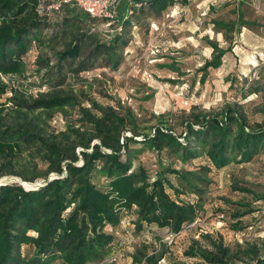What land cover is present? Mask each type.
I'll list each match as a JSON object with an SVG mask.
<instances>
[{"label": "rangeland", "instance_id": "rangeland-1", "mask_svg": "<svg viewBox=\"0 0 264 264\" xmlns=\"http://www.w3.org/2000/svg\"><path fill=\"white\" fill-rule=\"evenodd\" d=\"M57 1L39 0V37L32 38L18 72H0L9 87L0 96L7 121L66 147L83 126L82 109L96 117L103 115L101 107L114 109L130 117L124 134L132 135L129 127L139 134V142L123 150L122 159L130 158L133 167L144 165L154 176L164 173L184 191L178 196L169 187L171 195L195 203L197 209L194 222L179 233L155 224L139 228L137 208L123 209L118 229L108 228L115 235L111 248L119 250L117 261L110 262L107 256L93 264H213L200 251L222 256L227 264H256L264 255V152L250 161L216 168L205 153L183 163L169 150L158 151L141 140L156 126L173 125L181 132L195 113H215L227 106L242 109L251 125L264 123V0H189L158 14L127 0L129 13L121 21L126 0L114 18H91L75 3L52 9ZM217 20L233 28H219ZM99 42L111 43L114 56L105 49L97 51ZM77 44L74 56H60ZM215 45L227 49L222 63L204 70L205 62L217 53ZM11 87L17 92L13 94ZM56 94L71 95L73 104L31 107L36 99ZM20 98L30 106L16 105ZM37 144L26 143L19 156L8 158L0 185L37 187L46 173L49 178L57 176L49 171ZM81 150L76 148L77 164L82 163ZM3 161L0 157V167ZM187 171L204 178L198 180L201 192L189 186ZM24 176L36 178L26 181ZM93 180L101 190L109 188L110 178L97 169ZM21 251L27 253V246Z\"/></svg>", "mask_w": 264, "mask_h": 264}, {"label": "trees", "instance_id": "trees-1", "mask_svg": "<svg viewBox=\"0 0 264 264\" xmlns=\"http://www.w3.org/2000/svg\"><path fill=\"white\" fill-rule=\"evenodd\" d=\"M189 0H136L151 12L163 13L176 3L187 4ZM130 1L120 9L119 21L129 13ZM39 0H0V72H18L23 56L29 50L32 38L39 37L42 21L38 12ZM135 7L130 8L133 14ZM219 28H233L216 21ZM116 36V40L119 39ZM111 43L99 42L95 49H105L112 57ZM78 44L60 53L62 58L74 56ZM213 59L207 60L204 70L219 67L227 49L219 48ZM61 58V59H62ZM207 73L203 75L204 80ZM9 87L0 79V96ZM14 94L17 92L10 88ZM11 96L10 100H16ZM19 98V97H18ZM71 95H52L36 99L34 109H53L73 104ZM16 105L30 106L20 98ZM96 117L82 109L83 126L75 131L74 140L61 146L60 142L48 140L39 133L17 128L6 119L0 109V157L5 161L2 168L16 158L26 143L37 142L49 171L56 177H46L40 185L26 189L18 183L0 185V264H93L104 259L112 251L115 235L107 227L117 230L123 209L136 207L139 228L155 224L169 228L175 233L190 226L197 215L193 202L174 198L168 191L171 187L179 196L181 191L164 173H152L144 166L133 167L131 159L124 161L122 151L129 150L131 143L139 142V134L132 128V135L124 134L129 116L114 109H103ZM130 118V117H129ZM83 128V129H82ZM142 143L158 151L164 149L178 155L183 163L205 153L216 168L232 162H247L264 152V123L251 125L247 114L238 106H227L215 113H195L192 121H186L184 131L178 132L173 125L156 126L150 134H144ZM185 139V142L181 141ZM99 139L98 142H94ZM80 146L82 163L77 164ZM65 162V163H64ZM98 170L110 178L109 188L101 190L93 180ZM206 169L210 170V167ZM15 173L14 171H10ZM182 174L179 169L169 170ZM189 186L199 190L200 173L187 171ZM183 176V175H182ZM36 177L24 176L26 181ZM248 191V189H242ZM27 246V253L21 251ZM201 254L210 263L227 264L222 256ZM227 250H223L226 254ZM256 264H264V255L256 258Z\"/></svg>", "mask_w": 264, "mask_h": 264}, {"label": "built area", "instance_id": "built-area-1", "mask_svg": "<svg viewBox=\"0 0 264 264\" xmlns=\"http://www.w3.org/2000/svg\"><path fill=\"white\" fill-rule=\"evenodd\" d=\"M121 2L122 0H58L53 2L51 8L59 10L63 5L75 3L91 18H114ZM118 254L119 250L112 251L106 260L115 262Z\"/></svg>", "mask_w": 264, "mask_h": 264}, {"label": "water", "instance_id": "water-1", "mask_svg": "<svg viewBox=\"0 0 264 264\" xmlns=\"http://www.w3.org/2000/svg\"><path fill=\"white\" fill-rule=\"evenodd\" d=\"M26 189H32V188H34V187H25Z\"/></svg>", "mask_w": 264, "mask_h": 264}, {"label": "bare ground", "instance_id": "bare-ground-1", "mask_svg": "<svg viewBox=\"0 0 264 264\" xmlns=\"http://www.w3.org/2000/svg\"><path fill=\"white\" fill-rule=\"evenodd\" d=\"M26 185V187H29V184L28 183H24Z\"/></svg>", "mask_w": 264, "mask_h": 264}, {"label": "crops", "instance_id": "crops-1", "mask_svg": "<svg viewBox=\"0 0 264 264\" xmlns=\"http://www.w3.org/2000/svg\"><path fill=\"white\" fill-rule=\"evenodd\" d=\"M109 227H107V229H108ZM112 232V231H111Z\"/></svg>", "mask_w": 264, "mask_h": 264}]
</instances>
